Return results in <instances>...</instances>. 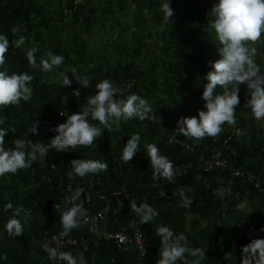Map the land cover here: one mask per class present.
<instances>
[{"label":"trees","instance_id":"obj_1","mask_svg":"<svg viewBox=\"0 0 264 264\" xmlns=\"http://www.w3.org/2000/svg\"><path fill=\"white\" fill-rule=\"evenodd\" d=\"M74 1L0 0V33L6 34L10 41L19 36L26 38L19 48L10 43L0 71H23L34 76L29 84L30 99L0 111V117L3 116L5 120L0 127L7 131L4 146L12 148V141L24 136L31 122L37 121L38 134L28 133L26 139L48 143L51 137L49 116L65 107H70V115L82 112L83 98L95 94L94 85L103 79L110 80L117 89L121 83L133 81L128 92H117V98L137 94L149 101L153 115L159 119L155 122L136 118L120 120L113 122L110 132L103 130V126L96 121L95 125L101 127L102 132L92 145L68 148L62 159L54 157L55 151L50 148L43 161L33 162L31 167L18 170L15 174L0 176V256L4 257L0 264H55L44 251L45 238L61 231L59 210L54 207L57 203L63 207L61 187L54 185L53 190L42 179L52 164L56 166L54 173L62 176L63 183H71L74 191L79 188L90 193L92 205L89 211L92 214L104 206L98 199L99 195H108L118 185L128 187L131 193L128 202L122 205L107 203L108 218L104 227L110 231L118 229L131 218L130 214L134 212L129 202L132 200L137 205L147 202L159 213L143 229L148 254L140 256L132 245L117 249L102 238L97 244L92 242L86 251L73 253H82L87 264H156L160 240L155 230L161 224L169 226L175 233H183L189 247L200 248L204 252V256L198 258L199 264H243V246L251 239L264 237V232L260 231L264 228V195H258L248 185L242 188L241 182L232 180L226 171L204 173L191 169L167 186L169 193L176 196L170 201L160 198L159 182L152 177L145 148L146 143L156 144L172 165L191 161L196 166L199 158L210 156L214 143L207 136L196 140V153L192 157L183 154L190 137L176 134L178 142L169 141L175 135L178 119L195 116L198 110L203 109L201 93L206 83L204 77L210 71L211 62L218 59V41L207 35L208 24H211L208 12L214 0H170L173 9L176 8L174 3L186 8L184 12L170 17L169 23L159 10V0H114L113 4L108 2L110 7L99 4L98 9L90 0H79L77 4ZM132 6V15L137 21L129 32L133 38L130 40L126 38L130 31L129 22L116 14L129 11ZM97 14L101 16L99 20ZM107 14L110 16L107 17ZM97 25L100 32L107 30L105 27L108 26L109 32L104 33H107L108 41L110 37L112 40L109 45L100 44L111 47V51L98 52L95 58L94 46L90 47L93 45L90 35L96 33ZM17 26L21 30L12 33L11 29ZM153 30L159 31L160 45L152 61L145 66L144 60L148 58L143 51L148 45L146 41L154 34ZM31 47L37 48L38 59L53 52L62 55L64 62L53 72L30 68L24 53ZM140 56L143 62L136 60ZM254 61L264 71V61ZM73 66H81L90 79L88 88H80L75 80L69 86L62 87L63 77L57 81L52 79L53 75L60 76ZM66 75L72 79L71 73ZM77 88H80L79 97L72 95ZM220 91L222 89L217 88V92ZM63 96H67L66 101L62 100ZM239 97L234 128L240 129V141L235 138L230 141L237 153L230 155L228 161L238 169L250 170L261 176L264 186V120L257 121L250 109L244 107L248 98L244 85H240ZM223 125L229 127L226 122ZM133 133L140 134V146L133 158L124 162L120 158L121 148ZM93 154L107 163L106 171L89 173L84 177L69 176L71 160L91 159ZM206 182L210 184L208 189ZM180 189L193 200L188 207L183 206L178 194ZM222 189L223 195L220 192ZM246 197L258 201L262 218H255L250 215L251 211L244 212V208H238L239 204L245 203ZM8 202L12 203L13 208L5 210L3 205ZM194 204L196 209L193 211ZM187 208H190V213L193 212L191 218ZM254 209H258L256 205ZM13 213H18L17 218L23 225L22 234L16 237L9 236L4 229ZM87 227L74 228L68 235L92 237L87 233Z\"/></svg>","mask_w":264,"mask_h":264},{"label":"clouds","instance_id":"obj_2","mask_svg":"<svg viewBox=\"0 0 264 264\" xmlns=\"http://www.w3.org/2000/svg\"><path fill=\"white\" fill-rule=\"evenodd\" d=\"M159 10L163 14V19L169 23V18L173 16L170 0H159ZM208 16L210 17L211 28L214 30L219 47L216 48L218 59L211 62L210 71L204 77L206 83H204L201 93V99L204 101L203 109L198 110L195 116L178 119L175 135L169 141L170 143L178 142L176 134L190 137L185 145L189 141H193L195 143V153L196 140L207 136L214 143V148L218 141L222 140L221 137L224 139L229 133L235 129H239L234 128V124L236 123V106L240 103V85H244L247 90L248 98L245 101L244 107L250 109L253 118L257 121L264 120V71L254 61L256 49L250 47L249 44V42L260 40L262 34H264V0H214ZM20 30L19 26H17L13 27L11 32L17 33ZM25 39L24 36H19L14 41H10L6 34L0 33V65L5 64V53L8 51L10 43L12 46L19 48L24 44ZM36 52L37 48L31 47L24 53L27 65L30 68H38L43 72H53L64 62L62 55L48 52L38 59ZM66 73H71L72 79H69ZM61 75L63 77L62 87L69 86L73 80L78 82L80 88L86 89L89 87L90 80L88 77L81 74L75 67L67 68ZM33 79L34 76L29 72L8 73L0 71V111L8 106L17 105L22 100H29L31 94L29 84ZM94 87L96 90L95 94L86 98V103L82 106V112L72 113L63 123L50 129V131L55 132V135L48 140V143L33 142L26 139L28 133L33 135L38 134L39 122L37 121L31 122L24 136H20L12 141V148H6L4 146V137L7 131L4 127H0V176L6 173L15 174L18 170L31 167L33 162L38 160L43 161L49 154L50 148H54L56 152H63L66 148H75L79 145H92L93 141L101 135L102 129L89 123V117L92 120L98 121L99 125L103 126V130L109 132L112 130L113 122L120 120L127 121L136 118L141 121L149 119L155 122L159 119L153 115V109L149 101L137 94H129L126 98L118 99L116 95L118 89L108 79L99 81ZM80 88L73 90L72 95L79 97ZM217 88L222 89V91L217 92ZM62 100L66 101L67 96H63ZM225 122L229 124V127L225 126L227 132L220 133L222 130L221 126ZM4 123L5 120L2 116L0 117V125H4ZM210 136H216L217 141H213ZM140 142V134L133 133L121 148L120 158L124 162H129L137 152ZM145 148L152 170V177L153 179H158L159 182V197L170 201L176 195L170 194L167 186L178 178L173 179V166L177 164L172 165L169 158L160 153L156 144L146 143ZM183 154L190 156L188 153H184V150ZM205 159L207 158H199L200 161ZM70 163L72 170L69 172V176L84 177L89 173L106 171L108 168L107 163L94 159H73ZM262 163L264 167V162ZM188 172L181 176L186 175ZM161 177L168 180L167 183L163 184ZM244 187L245 185L242 188ZM206 188L208 189L209 187ZM252 190L255 191L253 188ZM82 191L79 188L75 190L70 197V204L66 202L64 207H61L58 203L54 205L55 209L59 210V221L63 228L61 232L62 236H69L68 234L74 228L87 227L86 224L88 223L80 225L81 220L86 219L87 216L83 202H76L80 196L82 197ZM220 192L223 195L224 190L222 189ZM255 192L258 195H262L257 191ZM129 194L131 197L130 191ZM178 194L183 201L184 207H188L193 203L191 197L186 196L183 189H180ZM130 197L122 204L128 202ZM235 197L238 198V194ZM246 200L247 197L245 198ZM129 206L134 212L130 216L140 220V223H145L141 226V233L145 248L144 255L148 254V244L144 240L143 229L159 213L147 202H141L137 205L135 200H132L129 202ZM245 206V203H241L238 205V208L243 209ZM3 207L5 210H10L13 208V205L11 202H8ZM195 209L194 204L193 211ZM189 210L190 208H187L188 216L191 218L193 212L190 213ZM17 215L18 213H13L4 225L6 233L12 237L20 236L23 231V225L21 220L17 218ZM106 219L98 222L91 221L92 224L87 227L86 231L92 237L85 235L69 237L91 239V243L95 241L96 244L100 239L105 238L117 249L126 246V244H123L117 247L109 239L108 235L113 231H119L127 223L120 225L116 230L110 231L104 227ZM155 231L156 236L160 240L156 264H178V262L179 264H199L198 258L204 256V252L200 248L188 246L187 237L183 233H175L172 228L164 224L158 226ZM260 231L264 232V228H261ZM99 237L101 238L98 239ZM129 245H132L135 251H137L133 244H127V246ZM44 251L47 253L48 259L55 262V264H87L82 253L73 255L70 251L58 250V248L49 247L48 245L44 246ZM242 251L244 253L243 264H264V237L251 239L247 245L243 246ZM189 257L193 259L189 260ZM3 259L4 257L0 256V260ZM147 259L148 257L146 256Z\"/></svg>","mask_w":264,"mask_h":264},{"label":"built area","instance_id":"obj_3","mask_svg":"<svg viewBox=\"0 0 264 264\" xmlns=\"http://www.w3.org/2000/svg\"><path fill=\"white\" fill-rule=\"evenodd\" d=\"M79 0H75L74 4H77ZM133 84V81H127L124 83H121L118 86V93L124 94L125 92H128V90L131 88ZM85 96L82 101V106L86 103ZM83 111V108H82ZM70 115V107H65L61 109L57 114L51 115L48 118V122L51 126V129L54 128L56 125L63 123L64 120ZM89 122L93 125L96 124L95 120H92L91 117L88 118ZM222 130L220 133L227 132L225 126H221ZM239 129H235L231 133H229L224 139L221 141H218L217 145L211 150L210 157L198 161L196 166H194V163L187 162V163H181L173 166L174 176L173 179L181 176L182 174L188 172L192 168L199 172H211V171H217L222 170L226 171L230 178L232 180H237L241 182V187L244 185H250L255 191H257L259 194L264 195V187H263V180L262 177L258 174L250 171V170H241L236 168L232 163H230L228 160L230 158V155H236L237 151L236 148H233L230 144V140L234 139L237 141L239 140L240 134ZM55 135V132L51 131V137L50 139ZM213 141H217L216 136H210ZM55 151L54 157L61 158L63 156V153L68 149L66 148L63 152H56L54 148H51ZM184 153H188L190 156L195 154V143L193 141H189L188 144L184 147ZM264 162V161H263ZM56 169V166L54 164L51 165L50 171H48L47 174H44L42 179H44L49 185L50 188L54 190V185H59L61 194L63 195L62 203L63 207L65 206V203L68 202L71 203L70 197L75 192L72 188V185L70 183H63L64 180L62 176H57L54 173V170ZM262 171L264 173V167L262 168ZM54 176L55 178H53ZM162 178V177H161ZM168 180L162 178L161 182L167 183ZM206 187H209V183L206 182ZM83 190V189H82ZM82 197L81 199H78L76 202H83V207L86 209V219H82L80 225L89 223L91 221L98 222L105 220L108 217V204L116 203V204H122L124 201H127L130 197L129 191L125 185L123 186H116L114 187L110 194L107 195H99L98 199L100 200V203L104 204L102 208H100L97 212L94 214L90 213L89 207L92 205V200L90 197V193L83 190L81 193ZM168 197V196H167ZM134 215V214H133ZM145 223H140V220L131 217L127 224L122 226L119 231H113L111 232L108 237L109 239L117 246L120 247L123 244H133L140 256H144L145 248H144V241L143 236L141 233V226ZM61 231L57 233H52L48 237L45 238L44 244L48 245L49 247H56L58 250L62 251H70L72 253L76 252L77 250L80 251H86L91 243V239L86 238H72L69 236H62L61 232L63 231L62 225L60 226Z\"/></svg>","mask_w":264,"mask_h":264},{"label":"rangeland","instance_id":"obj_4","mask_svg":"<svg viewBox=\"0 0 264 264\" xmlns=\"http://www.w3.org/2000/svg\"><path fill=\"white\" fill-rule=\"evenodd\" d=\"M174 5H176L175 9H173V7H171V5H170V7L173 10L172 18L174 16H176L177 13L184 12V10L186 8V6L182 5V4H175L174 3ZM133 11H134V8L132 6L129 11H125L124 13H121V14L120 13L116 14V15H119L118 16L119 18L123 19V17H124V19H126V21L129 22L130 31H128V33L131 32L132 29H134L132 27L133 23L135 21H137V18H135V16L132 15ZM106 16L109 17L110 15L107 14ZM96 17H97V20H99L101 18V16H99V14H97ZM124 19H123V21H124ZM95 28H96L95 29L96 33H92V35H90V40L92 41L91 44H93V45H90V47L94 46V53H96V54H94V57L96 58V57H98L97 56L98 52L100 54V53H102V51H106V52H110L111 51L110 50L111 47H109V46L108 47H103V45H100V44H101V42H103V43H106V45H109L110 44L109 41L112 40V37H110L111 39L109 38V41H108V35H107V33H104V32H109V30H108L109 27L108 26L105 27V29H107L108 31L104 30L103 32L99 31L100 30L99 25H97ZM147 29H148V26H147ZM153 32H154V34L151 36V38L146 41L148 45H147L146 49H144V51H143L144 52L143 55L148 58V60H144V65L145 66H147L152 61V59L154 58V53L159 49V45H160V43H159V31L153 30ZM114 35H116V33H114ZM207 35H211V36H213L216 39L214 30H212V28H211V24H208ZM126 38H128L130 40L133 39L132 35H130V33L128 35L126 34ZM249 44H250V47H254L256 49V52H255V55H254V60L261 59V60L264 61V34H262L260 40H258L256 42H249ZM96 50H100V51L96 52ZM136 60L143 62L141 56L138 57ZM73 67H75L81 74L85 75V72L81 69V66H73ZM61 78H62L61 75L60 76L59 75L58 76L57 75H53V77H52V79L55 80V81L61 80ZM91 85H92V82H91ZM245 205L246 206L244 208V212L245 211H251L250 215L254 216L255 218L256 217L257 218H262L263 217V215H261V213H260V205L258 204V201H256V200H248L247 199L245 201ZM254 205H256L258 209H254Z\"/></svg>","mask_w":264,"mask_h":264},{"label":"crops","instance_id":"obj_5","mask_svg":"<svg viewBox=\"0 0 264 264\" xmlns=\"http://www.w3.org/2000/svg\"><path fill=\"white\" fill-rule=\"evenodd\" d=\"M46 2H49L50 0H45ZM91 3L94 5L95 9H98V5L99 4H103V5H109L108 2L111 1L110 3L113 4L114 0H90ZM110 7V5L108 6ZM91 159H94V160H99L98 157H97V154H93L91 156ZM100 229H101V226H100ZM98 235H102V234H98ZM101 237H99L98 239H100Z\"/></svg>","mask_w":264,"mask_h":264}]
</instances>
